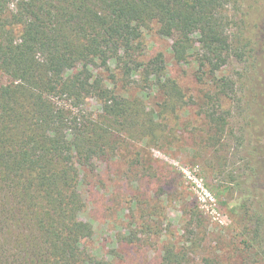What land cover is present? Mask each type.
Returning <instances> with one entry per match:
<instances>
[{
  "label": "trees",
  "instance_id": "16d2710c",
  "mask_svg": "<svg viewBox=\"0 0 264 264\" xmlns=\"http://www.w3.org/2000/svg\"><path fill=\"white\" fill-rule=\"evenodd\" d=\"M231 1L0 0V264H108L81 246L92 162L131 134L158 141L188 104L163 55L145 54L151 25L207 80L200 111L215 151L236 136L229 120L244 117L243 99L264 124V8L234 16ZM233 62L248 87L229 74ZM161 260L183 258L170 246Z\"/></svg>",
  "mask_w": 264,
  "mask_h": 264
},
{
  "label": "rangeland",
  "instance_id": "374dc122",
  "mask_svg": "<svg viewBox=\"0 0 264 264\" xmlns=\"http://www.w3.org/2000/svg\"><path fill=\"white\" fill-rule=\"evenodd\" d=\"M228 7L234 16L253 13L264 0H236ZM144 34L145 54L163 55L188 104L162 122L158 141L148 145L147 134H131L112 159L92 162L96 172L81 187L86 206L79 215L92 235L82 248L108 264H162L170 246L181 264H264V124L258 108L250 118L253 107L243 99L247 116L229 120L236 136H226L215 151L200 111L207 80L194 76L193 65L174 61L171 40L153 25ZM241 68L233 62L228 72L237 78ZM238 79L248 87L246 77ZM129 236L133 242H123Z\"/></svg>",
  "mask_w": 264,
  "mask_h": 264
}]
</instances>
